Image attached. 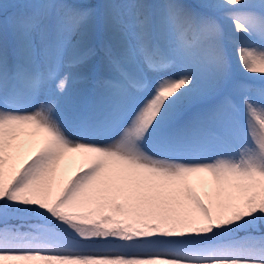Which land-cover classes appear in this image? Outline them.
Here are the masks:
<instances>
[{
	"label": "snow or ice",
	"instance_id": "1",
	"mask_svg": "<svg viewBox=\"0 0 264 264\" xmlns=\"http://www.w3.org/2000/svg\"><path fill=\"white\" fill-rule=\"evenodd\" d=\"M0 264H264V0H0Z\"/></svg>",
	"mask_w": 264,
	"mask_h": 264
},
{
	"label": "bare ground",
	"instance_id": "2",
	"mask_svg": "<svg viewBox=\"0 0 264 264\" xmlns=\"http://www.w3.org/2000/svg\"><path fill=\"white\" fill-rule=\"evenodd\" d=\"M82 71H84V69L83 70H81V69H79V70H73V73H74L73 74V81H72V83H70L69 89H73V88H76L77 87V86H75V83L78 80V78H77L78 75L81 74V73H83ZM79 88H81V87H79Z\"/></svg>",
	"mask_w": 264,
	"mask_h": 264
},
{
	"label": "rangeland",
	"instance_id": "3",
	"mask_svg": "<svg viewBox=\"0 0 264 264\" xmlns=\"http://www.w3.org/2000/svg\"><path fill=\"white\" fill-rule=\"evenodd\" d=\"M5 2H7V3H12L13 1H12V0H5ZM82 81H83V80H80V81H79V84H80ZM79 84H78V85H79ZM69 92H72V91H69Z\"/></svg>",
	"mask_w": 264,
	"mask_h": 264
}]
</instances>
